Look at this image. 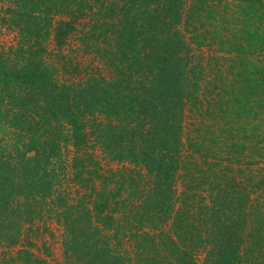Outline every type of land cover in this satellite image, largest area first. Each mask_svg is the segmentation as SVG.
I'll return each instance as SVG.
<instances>
[{
  "label": "trees",
  "instance_id": "trees-1",
  "mask_svg": "<svg viewBox=\"0 0 264 264\" xmlns=\"http://www.w3.org/2000/svg\"><path fill=\"white\" fill-rule=\"evenodd\" d=\"M99 11L106 15L93 21L91 50L106 56L112 75L58 81L49 39L62 51L79 20ZM10 20L25 43L0 51V118L17 135L10 146L0 137L2 243L17 245L28 221L56 216L81 264L89 250L90 264H122L100 238L119 231L127 178L132 197L147 171L139 217L172 223L138 226L129 264H196L206 250L203 264H264V167L254 169L264 162V0H13ZM205 46L210 71L193 63L192 51ZM92 136L121 169L100 171ZM68 139L86 203L50 202ZM223 194L238 199L217 200ZM28 244L5 264L47 263Z\"/></svg>",
  "mask_w": 264,
  "mask_h": 264
},
{
  "label": "rangeland",
  "instance_id": "rangeland-1",
  "mask_svg": "<svg viewBox=\"0 0 264 264\" xmlns=\"http://www.w3.org/2000/svg\"><path fill=\"white\" fill-rule=\"evenodd\" d=\"M190 1L191 0H187L188 4ZM12 5L13 0H0V51L10 54L12 53L11 49L13 47L16 48L18 43H25L23 40L24 37L23 35H20L19 29L10 22V12ZM105 15L106 14H104L103 11H99L98 13H95L92 19L90 16H87L84 17L83 20H79L76 32L70 36L68 44L62 51L58 50L54 46L52 37L49 39V51L46 57L47 61H49L50 65L53 67L56 79L58 81L79 82L81 79L88 77L89 74H101L106 77H110L112 75V67H110L106 56L102 54V52L98 53L91 50L93 49L92 46H95L94 41L91 38V32L95 25L93 21L96 19V16L105 17ZM189 36L190 35L188 34V37ZM101 38H103V36ZM88 40L91 42V45H89ZM102 44H105V42L103 41ZM193 47H195V45H193ZM192 54L193 59L196 60L195 62L193 61V63H202L204 66H206L207 71H210L211 67L209 64L210 62L208 63V60L209 57L213 56L212 49H209L207 46L195 48L192 51ZM213 61L215 63V60ZM77 63L81 65V72L79 73H77L73 68V65ZM103 120L105 121L104 116L100 115L99 121ZM184 124L187 128L190 127V120L187 119ZM16 136L15 129L8 122L0 118V137L5 143H7V146H10V144L16 140ZM75 151V147L73 146L71 140L68 139L62 143L61 154L56 162L57 168L60 170V181L58 180L59 187L57 192L53 195L52 199L54 200L50 201L51 203H61L62 199H64V195L69 198L71 203H78L81 200L83 203H86V199L84 197L86 189H83L81 184L75 181L73 175L74 172L72 168V162L74 156L76 155ZM89 151H92L95 159L100 162V171L104 174L117 171L124 166L123 161L114 159L110 154V151L106 150L100 145V143L96 142L93 136L89 144ZM82 153L83 151L81 154ZM126 164L128 165L127 171H129V174L135 175V172L129 170L135 167V165L128 162ZM260 166L264 167V162L261 165L256 164L254 169L259 172ZM143 173L145 175L143 180L145 183H140L139 185L137 184L134 186L138 190V193L132 195V197L130 196L131 192L133 191L132 187L130 188L132 178H127V189L123 190V196H121L120 199H125L129 206L126 210L122 208L121 211L116 214L119 231L118 229H113L112 231L105 232V236L100 238L102 245H110L113 247L112 249L115 252L114 254L120 255L122 258H124L122 264H129V259L134 254V238L131 237V234L132 232H137L138 226L145 225L144 229L160 231L169 229L172 223V219H163L164 221L156 220L155 222L148 224L147 221L144 222L141 217H139L138 210L147 199V195L149 194L148 192L150 190L149 181L152 176L147 171H144ZM181 182L182 179H179L176 186L177 190L174 197L176 208L178 207L177 199L182 191ZM58 192L60 194H58ZM231 198L230 196L223 194L217 200L223 201L228 199V201L232 203ZM237 199L238 198L234 200L237 201ZM214 201H216V197L214 198ZM134 207H136V210H133ZM57 218L58 217L56 216L49 219L34 218L31 222L28 221L24 225L23 235L17 245L8 246L7 244H4L0 241V264L6 263V257L8 258L13 255L18 256V251L22 248L31 247L28 244V240L35 243L32 249H34L39 257L47 260V263L45 264H81V260H79L80 255L78 256L77 253L73 252L72 249L67 246V229L64 224H61V222L58 221ZM46 219L47 221H44ZM233 219L238 218L233 217ZM155 224H157V226H155ZM100 236L101 235L99 234V237ZM91 251L93 252V250ZM91 251H88L90 255H88L86 258L88 259L86 264H90L88 261H91ZM206 253L207 250L206 252L202 251V253L196 257V264H203ZM17 261L25 264L24 259H18ZM10 264H17V262L11 260Z\"/></svg>",
  "mask_w": 264,
  "mask_h": 264
}]
</instances>
